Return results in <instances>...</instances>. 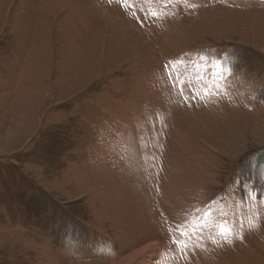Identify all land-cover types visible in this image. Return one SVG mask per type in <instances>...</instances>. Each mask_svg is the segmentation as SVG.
Returning <instances> with one entry per match:
<instances>
[{
	"label": "rangeland",
	"instance_id": "1",
	"mask_svg": "<svg viewBox=\"0 0 264 264\" xmlns=\"http://www.w3.org/2000/svg\"><path fill=\"white\" fill-rule=\"evenodd\" d=\"M135 252L264 264V0H0V264Z\"/></svg>",
	"mask_w": 264,
	"mask_h": 264
},
{
	"label": "bare ground",
	"instance_id": "2",
	"mask_svg": "<svg viewBox=\"0 0 264 264\" xmlns=\"http://www.w3.org/2000/svg\"><path fill=\"white\" fill-rule=\"evenodd\" d=\"M136 254H137V252H135L133 255L125 256L124 258H122L121 262H119V263L115 262L113 264H133V262H134L133 260L136 257ZM136 264H143V259L139 263H136Z\"/></svg>",
	"mask_w": 264,
	"mask_h": 264
},
{
	"label": "snow or ice",
	"instance_id": "3",
	"mask_svg": "<svg viewBox=\"0 0 264 264\" xmlns=\"http://www.w3.org/2000/svg\"><path fill=\"white\" fill-rule=\"evenodd\" d=\"M229 62H233L231 58H229ZM165 67L167 68L168 66H165ZM150 260H151V257L147 253H145L144 258H143V264H150Z\"/></svg>",
	"mask_w": 264,
	"mask_h": 264
}]
</instances>
